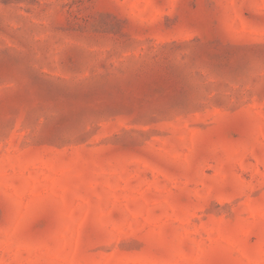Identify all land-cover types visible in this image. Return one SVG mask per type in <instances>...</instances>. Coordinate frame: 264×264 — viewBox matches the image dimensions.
<instances>
[{"label":"rangeland","instance_id":"1","mask_svg":"<svg viewBox=\"0 0 264 264\" xmlns=\"http://www.w3.org/2000/svg\"><path fill=\"white\" fill-rule=\"evenodd\" d=\"M0 264H264V0H0Z\"/></svg>","mask_w":264,"mask_h":264}]
</instances>
